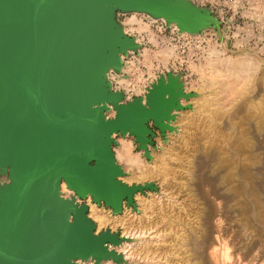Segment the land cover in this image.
<instances>
[{"label":"water","instance_id":"1","mask_svg":"<svg viewBox=\"0 0 264 264\" xmlns=\"http://www.w3.org/2000/svg\"><path fill=\"white\" fill-rule=\"evenodd\" d=\"M173 1L0 0V168L9 179L0 180V264L99 258L111 235L94 233L77 197L113 208L131 198L133 187L118 179L113 135H133L145 148L148 121L164 130L169 117L164 80L153 83L144 105L143 97L125 102L113 90L108 72H119L120 53L138 43L114 25L109 6L137 5L192 25ZM63 182L74 196L63 194Z\"/></svg>","mask_w":264,"mask_h":264},{"label":"rangeland","instance_id":"2","mask_svg":"<svg viewBox=\"0 0 264 264\" xmlns=\"http://www.w3.org/2000/svg\"><path fill=\"white\" fill-rule=\"evenodd\" d=\"M186 1L179 0L177 4L194 17L195 22L192 25L179 27L176 21H167L165 17L154 20L148 13L141 12L138 18L144 23L142 30L134 23V28L130 29L131 24L127 21L134 14L131 10H121L115 4L109 6L114 25L127 24L121 27L123 33L138 43L137 50H128L124 58L121 56L123 60L119 72L112 69L108 72L113 90L121 91L123 101L127 102L145 97L153 83L164 80L169 83V90L164 94V110L169 113V117L162 120L164 130L154 125L153 120L148 121L147 125L153 134L148 135L150 141L145 148L139 147L140 143L135 141L133 135H113L116 139V143L112 145L114 151L121 150L122 142L128 139L133 142V154L139 158L137 163H131L127 161V157L124 159V154H119V158L125 162L121 164L116 157L122 168L118 179L133 187L131 198L126 196L118 208H113L104 201H94L90 195L77 197L78 202L87 205V215L93 223L94 233L101 235L102 232H108L111 235V239L103 244L104 249L99 258L79 259L77 264H217L213 258L211 260L205 256L202 252L206 249L199 246L197 249L204 258H199V252L198 259L195 258L183 240L185 233L188 235L191 225L195 224L201 214L202 204L198 201L199 194L195 184L196 175L199 174L197 170L204 174V177L212 174L211 170H208L212 168L207 156H203V164L210 163L209 166L206 165L207 168L202 164L201 169H198L195 164L200 160V154L195 148L205 146L204 135L198 133L197 127H183V119L188 115L202 116L196 113L197 98L205 96L213 89L209 84L212 77L208 74L211 65H208L207 61L211 48L218 49L216 51H220L222 57L233 52L246 51L264 56V0H190L193 3L191 11L187 9ZM150 31L155 39L150 38ZM164 46L172 48L174 54L162 59L163 56L158 51L166 49ZM226 98L223 94L219 102ZM230 99L228 97L227 100ZM113 114L112 109L106 112L109 117ZM216 116L219 117L217 124L221 128L226 114L221 111ZM221 144L219 141L220 147L223 145ZM172 148L174 153L169 158V167L161 171L159 160L166 158V152ZM260 155H263L262 150ZM193 164L197 168H194ZM263 165H259L261 169L258 167L262 172L257 168V179L262 181ZM219 188L222 192L226 191L225 186ZM62 191L65 195H75L63 184ZM261 195L263 196L259 195V200L264 198V194ZM245 200L249 202L247 197ZM96 206L111 211L117 218L111 219L112 224L107 218L106 223L99 225L100 219L93 215V207ZM230 208H235L234 201H231ZM99 211L105 213L103 210ZM152 211L156 214L150 217ZM245 221L237 214L233 216L231 223L242 225ZM239 233L244 241L251 242L255 239V233L251 229ZM245 245L240 243L239 247L245 248ZM262 248L263 246L261 250Z\"/></svg>","mask_w":264,"mask_h":264},{"label":"bare ground","instance_id":"3","mask_svg":"<svg viewBox=\"0 0 264 264\" xmlns=\"http://www.w3.org/2000/svg\"><path fill=\"white\" fill-rule=\"evenodd\" d=\"M131 11L134 14L127 21L131 24L130 29L134 28L133 23L139 25L138 29L145 27L138 18L141 12L148 13L154 20L159 18L149 9H139L137 5H133ZM150 38H154L152 32ZM165 48L158 51L163 56L162 59L174 54L172 48ZM214 48L207 55L208 65H211L208 74L212 77L209 84L213 89L197 98L196 113L202 116L188 115L183 119V127H197L198 133L204 135L205 146L197 145L195 148L201 155L200 157L198 154V162L201 164L195 158L196 166L201 169L205 158L203 156H207L212 168H208L212 174L205 177L197 170L199 174L196 175L195 184L199 194L198 201L202 204L201 214L195 224L191 225L188 235L185 233L183 240L197 259L198 252L199 258H204L201 251H198L199 246L206 249L202 253L211 260L213 258L217 264H264V198L259 200V195L264 194V180L257 179V168L264 164V56L245 50L246 52H233L222 57L220 51L218 53V49ZM131 49L127 48V51ZM223 94L227 98L224 102H219ZM228 97L231 99L227 100ZM221 111L226 117L224 125L219 128V117L216 114ZM219 141L223 144L221 147ZM131 146L130 142H122L124 159L127 157V161L137 163L139 158L131 152ZM173 150L174 148L166 152V158L159 160L161 171L169 167ZM260 150L263 155H260ZM210 163L206 165L209 166ZM195 164L193 167L197 168ZM262 177L264 176L261 175ZM220 186H225L226 191L222 192ZM246 197L249 202H246ZM231 201H234L233 210L230 208ZM93 210V215L102 221L108 217L96 207ZM237 214L246 220L242 225L231 223L233 216ZM246 229L255 233V239L251 242L244 241L239 233ZM240 243L246 244L245 248H240ZM260 246H263L262 250Z\"/></svg>","mask_w":264,"mask_h":264},{"label":"crops","instance_id":"4","mask_svg":"<svg viewBox=\"0 0 264 264\" xmlns=\"http://www.w3.org/2000/svg\"><path fill=\"white\" fill-rule=\"evenodd\" d=\"M133 12V11H132ZM118 26L119 27H122V26H127V24H124V23H122V24H118ZM124 55L125 54H123V53H120V56H123V58H124ZM122 59V58H121ZM123 60V59H122ZM112 70H114V69H112ZM118 72V71H117ZM124 141H127V142H130L131 143V145H133V142L131 141V140H128V139H125ZM123 148V147H122ZM119 151L120 150H115V152H116V157H117V159H118V161L121 163V164H125V162L124 161H122L120 158H119ZM131 152H132V150H131ZM123 154V152H122V149H121V151H120V154ZM133 153V152H132ZM131 175H133L132 173H131ZM131 175H130V177H131ZM0 180H1V182H6V181H8L9 179H8V175H7V173H5L3 170H1V168H0ZM64 186H65V188L66 189H68V187H67V185H66V183L65 182H63L62 183ZM97 207V206H96ZM97 209H99V210H103L106 214H107V216L109 217V220H108V222L110 223V224H112L113 222L111 221V219L114 217V218H117L116 216H114L112 213H111V211H108V210H106L105 208H101V207H97ZM111 216H110V215ZM155 211H152V213L151 214H149L150 215V217H151V215H154L155 216ZM108 217H106V219L108 218ZM152 218H155V217H152ZM106 219L104 218L103 220L104 221H98V223H99V225H103V223H106L105 221H106ZM114 220H116V219H114ZM116 223V222H115ZM263 257H264V255H263ZM262 257V258H263ZM86 264V263H85Z\"/></svg>","mask_w":264,"mask_h":264}]
</instances>
